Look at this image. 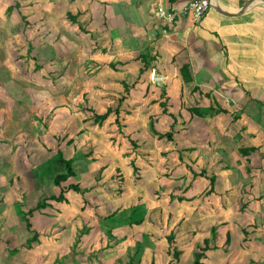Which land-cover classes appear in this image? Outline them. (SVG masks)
Listing matches in <instances>:
<instances>
[{"label":"crops","instance_id":"obj_1","mask_svg":"<svg viewBox=\"0 0 264 264\" xmlns=\"http://www.w3.org/2000/svg\"><path fill=\"white\" fill-rule=\"evenodd\" d=\"M191 1L14 0L5 10L14 6L21 33L30 27L27 36L31 41H58L61 35H67V42L88 43L85 49L89 47V58L98 63L96 74L91 77L83 68L78 74L88 81L85 97L92 98L93 91L89 94L95 88L101 90L95 103L106 102L107 106L97 113L119 106L123 126L119 129L117 125L113 140L121 134L132 149H142L143 143L151 141L152 133L147 126L128 124L127 117L136 121L148 115L152 122L150 106H160L154 119L174 126L176 131L174 171L179 190L174 195L178 202L192 206L190 212L181 208L177 213L181 236L191 235L195 244L205 245L208 241L202 264L205 259L207 264H264V0H211L210 8L199 21L189 14L180 15L173 22L156 15L159 2L181 10ZM28 8L36 11L37 19ZM43 11L47 16L40 15ZM42 27H47L46 31H41ZM46 35L49 37H42ZM141 57L147 58V66ZM68 61L67 58V74ZM111 62H116L115 67L110 66ZM183 73H189V77L184 78ZM155 75L159 77L154 78ZM50 79L54 81L53 76ZM69 79L67 82H71ZM124 83L130 86L129 91H125ZM63 108L64 118L55 116L52 120L63 122L62 127L37 131L33 149L36 166L58 158L59 152L63 158L73 159L67 157V145L74 143L75 147L88 134L80 129L76 139L65 140L66 148L62 150L61 131L65 129L67 133V122L73 121L70 109ZM87 111L92 118V111ZM112 118L115 122L114 112L104 122ZM92 121L93 126L97 124L93 118ZM56 131L59 138L52 134ZM128 136L137 142V147ZM170 141L166 138L160 148H174ZM97 146L103 147L100 142ZM130 166L135 183L157 177L138 164L136 156L130 158ZM211 179L213 191L209 192ZM113 183L114 175L107 184ZM61 188L52 195L63 191L65 199L55 201L50 196V206L41 211L57 209L56 203L64 204L66 210L67 188ZM180 195L187 199L179 200ZM18 204L14 206L15 214L20 218L23 213L24 218L29 209L23 211ZM39 211L32 213L38 217L46 215ZM0 217L5 222L9 218L6 214ZM213 227L216 233L212 238Z\"/></svg>","mask_w":264,"mask_h":264},{"label":"rangeland","instance_id":"obj_2","mask_svg":"<svg viewBox=\"0 0 264 264\" xmlns=\"http://www.w3.org/2000/svg\"><path fill=\"white\" fill-rule=\"evenodd\" d=\"M13 1L0 0V216H9L6 222L0 217V264H127L137 241L142 242L143 247L133 264H150L152 259L156 264L170 261L193 264V253L203 243L195 244L191 235L183 234L182 238V226L177 219L181 208L190 212L192 206L178 202L176 196L170 197L179 190L174 171L175 137L170 141L174 148L163 150L160 146L166 137H159L154 131L164 134L169 130L174 134V126L154 119L160 107L157 104L151 105L148 111L153 114L152 122L148 115L136 121L127 117L128 124L147 126L152 133L151 141L136 150L128 142L124 143L126 140L121 134L113 140L118 133V124L113 118L102 127L93 126L88 106L99 112L107 105L104 106L106 102L95 103L101 93L99 88L90 91L89 95L94 93L92 98L85 97L88 81L78 73L83 68L92 77L98 64L89 58V47L85 49L88 43L67 42V35H61L58 41H31L27 36L30 27L25 34L21 33L17 11L5 10ZM28 9L37 19L36 11ZM40 15L47 16V13L43 11ZM58 28L63 30L62 26ZM40 29L46 31L47 27ZM36 65H41V69H35ZM42 74L50 76L44 78ZM123 86L129 87L127 83ZM111 100L109 98L108 103ZM63 107L70 109L73 121L67 122V133L62 130L60 138L59 132L52 133L57 134L62 150L66 148L65 140L76 139L80 129L87 130L88 134L75 147L74 143L67 145V157H73L75 175L58 186L54 177L65 170L64 164L56 154V158L36 166L33 149L37 131L64 125L61 121H52L55 116L64 118ZM142 111L144 113V108ZM62 134L65 135L61 137ZM98 142L103 147H95ZM91 149L93 151L87 153ZM135 156L138 164L157 177L135 183L130 175V158ZM112 175L114 183L108 185ZM70 183H78L82 193L68 190ZM61 187L67 188L66 210L64 204L54 203L57 209H40L39 213L46 214L45 217L31 213V228L26 227L23 213L22 219L15 214L16 203L21 210H28L38 201L57 195ZM138 218L143 219L142 223L129 224L130 220ZM36 233L37 239H31ZM172 235V244L183 251L176 262L170 255L169 237ZM205 260L207 264L208 259Z\"/></svg>","mask_w":264,"mask_h":264},{"label":"trees","instance_id":"obj_3","mask_svg":"<svg viewBox=\"0 0 264 264\" xmlns=\"http://www.w3.org/2000/svg\"><path fill=\"white\" fill-rule=\"evenodd\" d=\"M14 8V6H12L11 8L9 7L8 11H12V9ZM141 60L144 62L145 66H147L146 64L148 63L147 62V58L145 59V57H141ZM115 64L116 62L114 63H110V66L111 67H115ZM35 69L37 70H40L41 69V65H36L35 66ZM189 73L187 74H184L183 73V77L185 78L186 76H188ZM46 78H48V76H45ZM126 84V83H124ZM129 86V85H128ZM130 90V86L128 88L125 87V91H129ZM162 104V103H161ZM163 106H165V104H163ZM89 111H92L93 115H92V118L94 120L95 123L99 124V125H102V123L112 114V112H114L116 114V118H115V122L118 124L119 128L121 129L122 126H123V123L122 121L120 120V108L119 106H117L116 108H112L111 106H109L107 108V110L103 113H97V111L95 110H92V109H88ZM164 110L166 111V109L164 108ZM121 131V130H120ZM154 131L159 134V137H162V136H165L168 140H171L172 137H173V131H167L165 134H161L159 133L158 131H156L154 129ZM129 137V136H128ZM130 138V137H129ZM130 142L132 143V145L134 147H137V142H135V140L131 139L130 138ZM58 159L64 164V167H65V170L61 173H58L55 175L54 177V183L56 185H60L63 181L67 180L68 178L72 177L75 175V170H74V167H73V159L72 158H63L62 156V152L58 153ZM131 164L133 166V169L134 171H137L138 168L135 166L134 164V161L132 160L131 161ZM211 184H212V187L211 189L209 190L210 191H213V179H211ZM68 189H72L76 192H81L82 193V189L80 187V185L78 183H70L68 186H67ZM86 189H84L83 191H85ZM176 195H171V197H175ZM48 199H42L41 201H38L37 204L30 208L28 211L24 212V219H25V222H26V225L28 228H31L32 227V224L29 220V217L28 215L30 213H32L34 210L36 209H41V208H45L47 206H50L49 202H48ZM50 199L52 200H55V201H63L65 199L64 197V193L63 191H61V193L58 195V196H53L51 195ZM178 199L179 200H183V199H187L185 196H178ZM143 219L142 218H138V219H132L129 221V224H132V223H136V224H140L142 223ZM86 232V231H85ZM215 233H216V229L213 227L212 228V238L213 236L215 237ZM37 233L31 238V239H37ZM174 238V236H170L169 237V242H170V255L172 256V259L175 260V262L178 260L180 254H181V251L178 247H176L175 245L172 244V239ZM30 244V242H29ZM134 253H133V256L130 257L129 261L127 264H133L134 261L136 259H138L139 257H136L138 256V253L141 251V248L143 247V243L140 242V241H137L135 246H134ZM209 249V244H208V241L205 243V245L203 246H200L199 247V250L196 251L195 253V258H194V261H193V264H202V260L206 257V251ZM150 264H156L154 259L151 260ZM169 264H175L173 261H170Z\"/></svg>","mask_w":264,"mask_h":264},{"label":"built area","instance_id":"obj_4","mask_svg":"<svg viewBox=\"0 0 264 264\" xmlns=\"http://www.w3.org/2000/svg\"><path fill=\"white\" fill-rule=\"evenodd\" d=\"M211 6V0H192L186 4L181 10L168 8L159 2L157 4L156 15L159 19L173 22L178 16L189 14L194 21H199L203 18L207 10Z\"/></svg>","mask_w":264,"mask_h":264},{"label":"water","instance_id":"obj_5","mask_svg":"<svg viewBox=\"0 0 264 264\" xmlns=\"http://www.w3.org/2000/svg\"><path fill=\"white\" fill-rule=\"evenodd\" d=\"M158 81H160V80H158Z\"/></svg>","mask_w":264,"mask_h":264}]
</instances>
